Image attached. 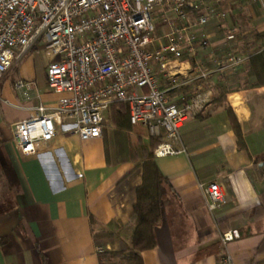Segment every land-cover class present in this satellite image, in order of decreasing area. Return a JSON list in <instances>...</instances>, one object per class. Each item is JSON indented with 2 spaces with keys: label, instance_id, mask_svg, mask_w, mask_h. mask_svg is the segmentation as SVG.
<instances>
[{
  "label": "crops",
  "instance_id": "0c3cea01",
  "mask_svg": "<svg viewBox=\"0 0 264 264\" xmlns=\"http://www.w3.org/2000/svg\"><path fill=\"white\" fill-rule=\"evenodd\" d=\"M217 7L219 17L204 28L207 48L156 65L159 85L173 100L181 103L198 92L210 100L181 128L173 142L181 150L155 156L166 182L157 244L141 252L144 264H218L226 251L235 264H264V85L231 86L248 60L237 68L219 64L230 45L250 53L264 32V0H221ZM168 16L164 21L160 8L153 13L157 47L168 42L175 17ZM231 30L234 40L227 39ZM37 48L27 50L21 68L13 66L0 82V264H100L99 251L120 250L130 240L129 221L143 182L142 165L126 155L128 140L121 139L128 132L131 144L139 138L147 142L152 134L133 124L123 136L108 112L101 137L82 140L60 131L51 148L41 144L37 155L22 160L12 123L29 114L23 106H53L61 97L46 82L44 48L41 78L26 59ZM170 74L186 83L177 86ZM18 77L32 82L30 100L15 90ZM161 133L160 141L164 129ZM210 180H217L227 197L214 210L200 187ZM228 230L240 237L224 245L221 237Z\"/></svg>",
  "mask_w": 264,
  "mask_h": 264
},
{
  "label": "built area",
  "instance_id": "2783aa9c",
  "mask_svg": "<svg viewBox=\"0 0 264 264\" xmlns=\"http://www.w3.org/2000/svg\"><path fill=\"white\" fill-rule=\"evenodd\" d=\"M220 1L0 0V82L27 50L42 42L49 59L46 82L61 94L53 106H23L29 114L12 123L20 158L37 155L41 144L51 148L60 131L82 140L101 137L116 102L128 104L132 124L147 126L155 136L164 129L165 139L153 150L156 157L178 153L181 148L173 142L180 139L181 128L210 98L198 92L181 103L173 100L159 85L156 65L207 48L210 39L204 28L219 17ZM158 8L164 21L169 20V13L175 16L166 34L168 42L159 47L155 46L153 20ZM196 12L195 21L190 22ZM234 38L231 30L227 39ZM234 49L230 45L220 65L234 68L245 60ZM176 75L169 77L177 86L184 85ZM14 88L25 100L32 98L31 81L18 77ZM200 187L211 210L227 202L217 180ZM239 237L237 231L228 230L221 239L227 245ZM218 264H235L232 254L222 253Z\"/></svg>",
  "mask_w": 264,
  "mask_h": 264
},
{
  "label": "trees",
  "instance_id": "16d2710c",
  "mask_svg": "<svg viewBox=\"0 0 264 264\" xmlns=\"http://www.w3.org/2000/svg\"><path fill=\"white\" fill-rule=\"evenodd\" d=\"M197 14L198 12H196ZM245 80L250 82L249 85L251 86L264 85V32L257 34L250 50ZM109 112H111V122L116 125L117 130L122 132L123 136L126 134V137L121 139L122 141L128 140V145L125 147L126 155L137 159V163L143 167V182L137 188V202L129 221L133 227L130 240L120 250L99 251V263L105 264V260H109L112 261L111 264H144L141 252L156 246L155 228L162 215V191L166 180L153 153L154 148L161 140V136L150 135L147 142L139 138L138 141L131 144L127 135L128 132H124L130 131L133 127L130 122L128 104L116 102L111 106ZM238 133L242 141L240 130ZM262 213H264V209H262ZM261 214L259 210H256V215Z\"/></svg>",
  "mask_w": 264,
  "mask_h": 264
},
{
  "label": "rangeland",
  "instance_id": "374dc122",
  "mask_svg": "<svg viewBox=\"0 0 264 264\" xmlns=\"http://www.w3.org/2000/svg\"><path fill=\"white\" fill-rule=\"evenodd\" d=\"M37 47H38L37 49H35L34 51H32V52H30L28 54L26 59L30 60L31 68H32L33 72L35 73V77L36 78H41V64L43 63V61H45L44 55L42 53V50L40 49V48H43L42 42H39L37 44ZM234 50H235L234 52L236 54H240V55H243L245 57V60L240 65L234 67V68H237V67L242 66V64L248 60L247 57L249 55V50L248 51H247V49H241L240 50V49H236V48ZM25 56H23V58L21 57L22 59L20 58V60H18V62L14 65V67L16 66L17 70H19L21 68L22 62H23V59L25 58ZM11 70H12V68H11ZM238 70H236V71H238L236 74H237V76L240 79H239V81H236L235 83H233L231 86H237L238 84L239 85H243V84H245V85L247 84L248 85V84H250V82L245 80L246 71L242 70V68L241 69L238 68ZM14 73H16V72L13 71V74ZM242 77H243V79H242ZM109 115H111V112H110ZM110 262H112V261L105 260V264H111Z\"/></svg>",
  "mask_w": 264,
  "mask_h": 264
}]
</instances>
